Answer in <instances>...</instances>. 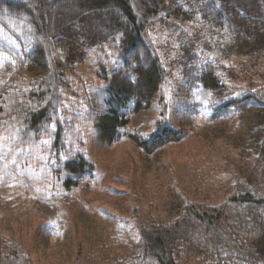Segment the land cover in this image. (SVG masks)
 <instances>
[{
  "label": "trees",
  "instance_id": "16d2710c",
  "mask_svg": "<svg viewBox=\"0 0 264 264\" xmlns=\"http://www.w3.org/2000/svg\"><path fill=\"white\" fill-rule=\"evenodd\" d=\"M251 4L0 0V192L9 189L11 179L15 195H0V220L1 207L19 208L21 199L31 197L48 211L35 213L30 225L42 234L54 231L58 222L50 214L67 219L57 207L70 199L57 186L71 191L93 176L84 149L87 126L109 145L128 137L154 156L184 140L189 129L178 114L188 109L187 119L206 116L208 124L233 127L225 140L237 161L222 166L223 199L200 203L177 186L176 218L150 214L127 221L130 229L119 239L127 250L104 259L108 264H264V83L251 80L255 73L248 69L242 75L250 80L239 82L237 69L212 49L234 42L249 49L250 61L264 57V0L255 8ZM198 7L207 25L195 20ZM213 37L209 54L188 48L171 56L166 46L176 39ZM142 112L153 129L143 134L141 122L130 131L132 116ZM101 257L95 264L104 261ZM0 264L33 263L15 238V249L0 247Z\"/></svg>",
  "mask_w": 264,
  "mask_h": 264
},
{
  "label": "rangeland",
  "instance_id": "374dc122",
  "mask_svg": "<svg viewBox=\"0 0 264 264\" xmlns=\"http://www.w3.org/2000/svg\"><path fill=\"white\" fill-rule=\"evenodd\" d=\"M251 3L255 8L262 0H251ZM199 8L195 10V20L207 25L202 21ZM216 41L215 37L210 42L195 40L191 43L176 39L167 41L166 46L171 56L179 55L182 50L209 54L211 50L207 44L214 46ZM188 42L190 45L185 44ZM212 49L237 69L239 82L248 79L243 76L248 69L255 73L251 80L264 83V57L255 56L250 61V56L245 54L249 49H238L234 42L228 48L224 44L223 47L215 45ZM175 72L179 77V70ZM244 85L241 84L237 90ZM188 113L187 109L178 114L182 121H187L189 129L184 140L165 146L154 156H146L128 137L109 145L99 139L91 126H87L84 130V149L93 163V176L86 177L71 191L57 186L64 197H70L68 204L62 208L57 203L60 212L67 213V219L59 220L60 215L52 211L50 216L58 222L57 229L47 234L36 232L30 220L35 213L42 214L48 210L41 208L31 197H24L18 202L19 208L15 209V203H12V210L1 207L5 216L0 220V247L7 244L9 250L15 249L16 238L25 247L33 264H95L98 256L104 260L101 264H108L104 257L109 253L120 254L127 250L119 242L130 229L125 226L127 221L148 219L150 214L165 221L176 218L177 186L183 189L182 194L186 198L200 203L220 202L224 195L222 189L227 184L221 178L225 172L222 167L224 161H237L236 150L225 140L226 135L234 132L233 127L225 123L208 124L206 116L187 119ZM141 122L146 127L143 134L153 129L151 118L142 112L132 116L130 131L140 128ZM8 185L9 189L0 192V195L13 198L11 179ZM50 185V182L47 183V187ZM120 231L122 234L117 237Z\"/></svg>",
  "mask_w": 264,
  "mask_h": 264
}]
</instances>
